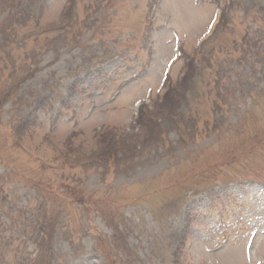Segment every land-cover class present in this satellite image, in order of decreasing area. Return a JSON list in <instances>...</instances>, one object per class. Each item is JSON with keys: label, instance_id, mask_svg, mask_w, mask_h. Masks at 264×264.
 <instances>
[{"label": "rangeland", "instance_id": "1", "mask_svg": "<svg viewBox=\"0 0 264 264\" xmlns=\"http://www.w3.org/2000/svg\"><path fill=\"white\" fill-rule=\"evenodd\" d=\"M0 264H264V0H0Z\"/></svg>", "mask_w": 264, "mask_h": 264}]
</instances>
